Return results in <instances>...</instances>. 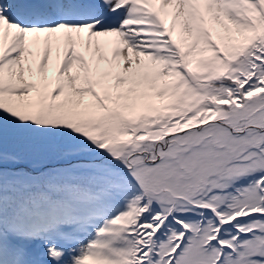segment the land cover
Returning <instances> with one entry per match:
<instances>
[{
	"label": "snow or ice",
	"instance_id": "obj_1",
	"mask_svg": "<svg viewBox=\"0 0 264 264\" xmlns=\"http://www.w3.org/2000/svg\"><path fill=\"white\" fill-rule=\"evenodd\" d=\"M0 264H264V0H0Z\"/></svg>",
	"mask_w": 264,
	"mask_h": 264
}]
</instances>
